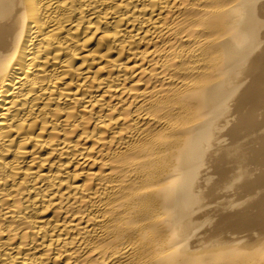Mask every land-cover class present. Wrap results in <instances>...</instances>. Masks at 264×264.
<instances>
[{"label": "bare ground", "instance_id": "1", "mask_svg": "<svg viewBox=\"0 0 264 264\" xmlns=\"http://www.w3.org/2000/svg\"><path fill=\"white\" fill-rule=\"evenodd\" d=\"M0 264H264V0H0Z\"/></svg>", "mask_w": 264, "mask_h": 264}]
</instances>
